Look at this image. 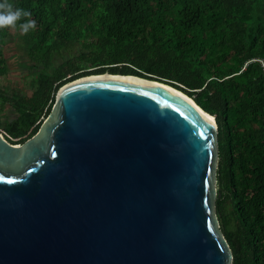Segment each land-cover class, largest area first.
I'll list each match as a JSON object with an SVG mask.
<instances>
[{
	"label": "water",
	"instance_id": "water-1",
	"mask_svg": "<svg viewBox=\"0 0 264 264\" xmlns=\"http://www.w3.org/2000/svg\"><path fill=\"white\" fill-rule=\"evenodd\" d=\"M113 74L63 84L23 142L0 128V264H234L215 119Z\"/></svg>",
	"mask_w": 264,
	"mask_h": 264
},
{
	"label": "trees",
	"instance_id": "trees-1",
	"mask_svg": "<svg viewBox=\"0 0 264 264\" xmlns=\"http://www.w3.org/2000/svg\"><path fill=\"white\" fill-rule=\"evenodd\" d=\"M9 3L31 15L0 29V45L20 31L37 72L31 94L0 86V99L18 112L4 122L0 110L6 138L17 144L34 135L59 88L83 75L110 71L172 84L216 117L217 208L234 264H264V0ZM29 19L36 27L23 33L19 25ZM77 44L90 67L64 59ZM7 71L0 46V76Z\"/></svg>",
	"mask_w": 264,
	"mask_h": 264
},
{
	"label": "rangeland",
	"instance_id": "rangeland-1",
	"mask_svg": "<svg viewBox=\"0 0 264 264\" xmlns=\"http://www.w3.org/2000/svg\"><path fill=\"white\" fill-rule=\"evenodd\" d=\"M0 46H2L8 65L7 73L0 76V86L8 93L16 91L31 94L33 78L37 69L34 68V62L29 58L28 47L22 40V33L12 29L8 39ZM83 51L84 49L77 44L74 49L64 53V59L79 62L82 67H90L89 62L80 60ZM69 76L71 75L69 74ZM10 102L12 101L0 99V110L4 122L12 121L18 116V112Z\"/></svg>",
	"mask_w": 264,
	"mask_h": 264
},
{
	"label": "clouds",
	"instance_id": "clouds-1",
	"mask_svg": "<svg viewBox=\"0 0 264 264\" xmlns=\"http://www.w3.org/2000/svg\"><path fill=\"white\" fill-rule=\"evenodd\" d=\"M30 15H31L30 12H28L24 9H21V8L14 7V5L12 3H9V0H3V2H0V29L6 28V27H15L19 20H21L24 17H30ZM19 27L23 33H27L30 29H35L36 22L34 20L29 19V20H27V22L20 24ZM100 73H103V72H100ZM111 73H115V72H111ZM91 74H98V73H91ZM118 74H122V73H118ZM87 75H89V74H87ZM83 76H85V75H83ZM138 76H140V75H138ZM141 77H143V76H141ZM143 78L153 79V78H147V77H143ZM154 80H157V79H154ZM157 81H160V80H157ZM160 82H163V81H160ZM164 83H166V82H164ZM166 84L171 85L172 87L176 88L178 91L179 90L182 91L181 89L175 87L172 84H169V83H166ZM182 92H184V91H182ZM184 93L187 94L186 92H184ZM56 96H57V94H56ZM188 96L191 97L190 95H188ZM191 98L195 101V99L193 97H191ZM201 108H203V107H201ZM206 112H208V111H206ZM208 113L215 117L214 114H212L210 112H208ZM215 121H216V117H215ZM216 123H217V121H216ZM217 129H218V123H217ZM217 137H218V133H217ZM218 145H219V156H220V142H219V140H218ZM219 171H220V159H219ZM218 177H219V174H218ZM221 191H222V189H221L220 182L218 179V198L221 195ZM217 210H218V208H217ZM218 215H219V213H218ZM219 219L221 221L220 215H219ZM222 224L223 223L221 221V225ZM222 228H223V225H222Z\"/></svg>",
	"mask_w": 264,
	"mask_h": 264
},
{
	"label": "bare ground",
	"instance_id": "bare-ground-1",
	"mask_svg": "<svg viewBox=\"0 0 264 264\" xmlns=\"http://www.w3.org/2000/svg\"><path fill=\"white\" fill-rule=\"evenodd\" d=\"M113 74V73H112ZM114 76H112V77H126V76H123L122 74H113ZM116 75V76H115ZM110 76V75H109ZM148 80H150L152 83H155V84H159V85H162V82H160V81H157V80H152V79H148ZM179 93L181 94V95H183L186 99H188L189 101H191L193 104H195V105H198L191 97H189L187 94H185L184 92H182V91H180L179 90ZM209 116L212 118V119H215V117L213 116V115H210L209 114Z\"/></svg>",
	"mask_w": 264,
	"mask_h": 264
}]
</instances>
